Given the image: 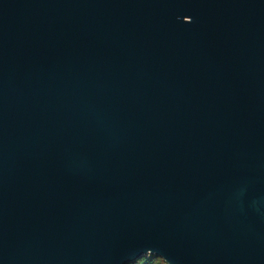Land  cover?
Here are the masks:
<instances>
[{"label":"water","instance_id":"water-1","mask_svg":"<svg viewBox=\"0 0 264 264\" xmlns=\"http://www.w3.org/2000/svg\"><path fill=\"white\" fill-rule=\"evenodd\" d=\"M264 264V0H0V264Z\"/></svg>","mask_w":264,"mask_h":264},{"label":"trees","instance_id":"trees-1","mask_svg":"<svg viewBox=\"0 0 264 264\" xmlns=\"http://www.w3.org/2000/svg\"><path fill=\"white\" fill-rule=\"evenodd\" d=\"M133 264H166L163 259L157 256H144L140 259H138L135 263Z\"/></svg>","mask_w":264,"mask_h":264}]
</instances>
